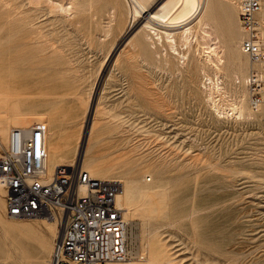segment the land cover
<instances>
[{
    "label": "rangeland",
    "instance_id": "rangeland-1",
    "mask_svg": "<svg viewBox=\"0 0 264 264\" xmlns=\"http://www.w3.org/2000/svg\"><path fill=\"white\" fill-rule=\"evenodd\" d=\"M164 1L144 0L148 10L139 17L130 0H0V72L6 74L0 73V118L10 119L15 107L33 115L30 124L46 118L52 127L46 126V145L56 140L64 149L59 155L75 150L80 161L89 151L106 162L131 161L138 178L150 174L167 188L159 214L146 221L137 213L129 217L128 259L146 256L152 239L153 256L169 264H264V105L248 119L243 80L249 62L240 51L238 0H231L235 22L220 6L225 0L216 3L222 26L236 29L232 49L245 65L236 80L247 107L240 120L218 114L207 101L200 68L207 40L198 27L191 28V48L176 34L178 55L166 39L146 37L142 24ZM226 95L212 94L222 106ZM7 127L3 142L15 126ZM3 193L0 185V203ZM3 213L0 243L8 244L9 257L0 247V264H47L58 233L50 230L51 220ZM8 221L22 230L10 229ZM22 250L30 259L19 260Z\"/></svg>",
    "mask_w": 264,
    "mask_h": 264
},
{
    "label": "built area",
    "instance_id": "built-area-1",
    "mask_svg": "<svg viewBox=\"0 0 264 264\" xmlns=\"http://www.w3.org/2000/svg\"><path fill=\"white\" fill-rule=\"evenodd\" d=\"M241 48L251 66L244 78L248 103L264 102V0H238ZM46 125L13 127L0 147V182L6 214L44 216L58 225L48 264H108L129 257L127 222L115 198L117 179L91 176L79 158L45 166Z\"/></svg>",
    "mask_w": 264,
    "mask_h": 264
},
{
    "label": "bare ground",
    "instance_id": "bare-ground-1",
    "mask_svg": "<svg viewBox=\"0 0 264 264\" xmlns=\"http://www.w3.org/2000/svg\"><path fill=\"white\" fill-rule=\"evenodd\" d=\"M127 1H129V0H127ZM130 1L133 4L134 15L139 16V14H146L147 13L148 9L146 7L147 5H145V3H144V0H130ZM146 1H148V0H146ZM234 1H236V0H234ZM222 2H223V0H222ZM151 3H153V2H151ZM232 3H233V1H231V0H225V3L224 4L221 3L222 5H220V6H222L223 10L225 9V12H227V11L229 12V13L228 12L227 13L229 15H231V20L233 22H235L236 16H235V11L233 9L234 6L232 7V5H233ZM234 5H236V4H234ZM148 6H149V4H148ZM217 6L218 5L216 3V0H165L164 2L159 4L158 8L155 11L151 12L147 16L148 19L142 24V27L144 28V30H146V37L151 38L150 34H153L154 36H156V38H154V40L158 39L159 42L166 39L167 41L165 40V43L169 42L168 44L171 45V46H167V47H172V49L174 51H176L175 48L177 47L176 43H175L176 34H178L179 38L182 39V41L185 45L188 44V46L191 48V46L189 45V42H191L190 38H193L192 35L194 34V33L192 34L193 30L191 31V28H192V26L198 27L200 34H201V37H202L201 39L207 40V42L204 41V43H202L201 47H200V51L202 53V55L201 54L200 55L203 56L202 57L203 61L200 62V68L202 69V72L205 71L204 76H206V81H207L206 86L208 87V90H210V93L208 92L210 95L208 97L209 100H207V101H210L212 109H214V111L217 112L218 114H222L225 118L229 117V118H234V119L240 120L245 115L244 110L246 111V109H247V107H246V109L244 108V106H245L244 101L245 100H244V93L242 90L243 87L241 88V86L239 84H237L238 82L240 83L239 80L236 81L237 79H240V80L243 79L241 75H243L242 73L245 69V65L242 61V57L239 54L240 51L244 55L247 56V59L249 62V67L251 66V61L249 59V56L242 50L241 43H240V51L238 50L239 53L233 51L232 43H234V41L237 37V34L235 32L236 29L234 30L232 24L230 25L229 23L226 26H222L221 22L219 21L220 18L218 16V11H219L218 7L219 6L218 7ZM237 8H238V5H237ZM225 14H224V16H225ZM133 20H135V19H133ZM224 20L227 21L228 19L226 18ZM230 23H231V21H230ZM238 26H240V24ZM195 30H197V29H195ZM240 31H241L240 36L242 38L241 26H240ZM197 34H198V32H197ZM18 42L19 41H17L16 43L18 44ZM197 42H198V40H197ZM197 42L194 41L193 44L197 43ZM240 42H241V40H240ZM16 43H15V45H16ZM20 43L21 42H19V44ZM236 44L238 46V43H236ZM26 45H28V44H26ZM153 45H155V44L153 43ZM178 45H180V44H178ZM9 46H12V45H9ZM174 46H176V47H174ZM21 47H22V45H21ZM21 47H19V48H21ZM19 48H17V50ZM197 49H199V47H197L196 50ZM8 51H10V50H8ZM189 51L192 52V50H189ZM194 51H195V49H194ZM157 52H158V50H157ZM5 53H7V52H5ZM23 53L24 52H22V54L20 56L24 55ZM10 55H13V54H10ZM177 55H178V52H177ZM188 56H189L188 54L187 55L184 53L180 54V57L182 58V60L183 59L186 60ZM191 56L195 57L196 53L194 55L191 54ZM201 56H200V58H201ZM18 57H19V55H18ZM149 57H150V55H149ZM1 58L2 57H0V59ZM9 59H11V58H9ZM15 62H17V61H15ZM181 63H183V62H181ZM2 64H4V63H2ZM10 64H12V63H10ZM0 65H1V63H0ZM13 66H14V64H13ZM17 66L18 65H16V67ZM11 72H12V68H11ZM197 73H199V72L197 71ZM1 74H5V72L1 73ZM209 74H211V76ZM244 75H245V73H244ZM17 76L19 79L21 78L19 75H17ZM21 76H22V74H21ZM8 79H10V78H8ZM22 79H25V77ZM9 83H10V81H9ZM203 83H204V81H203ZM241 83H242V81H241ZM243 83H244V80H243ZM3 84H6V83L2 82V85ZM1 88H3V87H1ZM5 88H6V86H5ZM213 93H217L219 96L221 95V97L222 96L224 97L226 94H228L230 96L229 103H227L226 106H222L219 103V101L217 100L218 99L217 96H216L217 99L215 98L216 100H214V97L212 96ZM225 98H227V97H225ZM14 99H15V97H14ZM1 101L4 102L5 100H1ZM6 101H7V99H6ZM13 104H15V103H13ZM16 104H18V103L16 102ZM247 104H248V108L250 111L247 110L246 115L248 116V119H249V117L252 114L251 112H253V113L258 112L261 109V107L264 105V102L261 103L256 110H254L250 107V105L248 103V99H247ZM11 108H12V105H11ZM15 108H18V109L16 111H14L15 113L12 112V115H9V116H11L10 119L9 118L7 119L6 116H5L6 118L5 117L0 118V119H6L7 120L4 123L0 122V147H4V145L5 146L7 145V142L9 139V134H10V131L12 128L10 130H8V135L6 136V140H5L6 142L5 141L3 142L2 135L7 132V129H9L7 127V125H9V123H11L12 126H15V127H27V126L31 125L30 124L31 121L33 122V120H32L33 115L31 113L18 111L20 109L19 107H15ZM37 115H38V113H37ZM219 116H221V115H219ZM252 116H254V115L252 114ZM38 117H40V116H38ZM45 119H43L42 117H40V118L36 117V121L44 122L45 125L47 127H49V129L52 131L51 125L46 123ZM46 137H48L47 132L45 134V142H46ZM55 142H56V140H55ZM55 142L53 144L48 142L46 145L47 156L45 158V166H46V171L48 174L53 170L55 165L60 164V163H72L74 161V159L77 158V157H75V154L73 153L75 150H72L71 152L66 151L63 155H59L60 152L64 149L60 150L57 143H55ZM71 153H73V154H71ZM90 154H89V151H88V153L86 151V153L82 157V160L80 158L81 166L85 170H87L91 176L99 177L102 179L114 178V179L119 180L120 187H119V190L116 194L115 202H116V204H118L119 206H121L123 208V216H124V219L126 222L129 221V217L133 213L139 214L140 217L144 218L146 221L149 218H151L152 216L157 215V213L159 214V211H161L160 207L165 206L167 204V199H168L167 198V188L164 186L158 185L156 178L150 174H143V175L141 174V176L138 178V176H139V174L137 175L138 171L135 172L134 167L132 165H130L131 161H130L129 165L125 164L128 162L126 160H124L123 162H121V161L106 162L102 159V156H99L97 153L93 152L91 155ZM64 158H68V160L63 162ZM111 174H117V175H111ZM147 176L149 178L148 182H147V178H146ZM0 185L2 188L1 182H0ZM168 192H169V190H168ZM0 202H2V201H0ZM4 207H5L4 202L0 203V212H1L0 214L3 213ZM3 214H5V213H3ZM5 215L7 217H10L7 214H5ZM40 217H44V216H40ZM189 217H191V216L189 215ZM43 219L51 220L52 225H50V230L53 232L54 235H56V233L58 232L57 231L58 225H56V222L54 220H52L50 218H46V217H44ZM168 221H169V219H168ZM173 223H175V222H173ZM7 225L10 227V229L18 228V229L22 230V228H23V224H21V223L16 224V223H13L11 221H8ZM167 225L169 226V224H167ZM7 245L8 244L5 242L0 243V247L2 248V252L5 254L4 259H7L9 257ZM48 245L51 247L50 242ZM144 247L147 248V249L146 248L143 249L146 252V256H142L141 258H138V259H134V258L128 259L129 258L128 257V258H126L124 260H120V261H111L108 264H169L170 263L167 260H160V259H157L153 256L152 253L154 251V244H152V239L146 240V245ZM148 248H149V250H148ZM48 251H49V249H48ZM18 257H19V260L30 259V254L28 252H26L25 250H22L20 255H18ZM46 261H48V260H46ZM47 264H48V262H47Z\"/></svg>",
    "mask_w": 264,
    "mask_h": 264
}]
</instances>
